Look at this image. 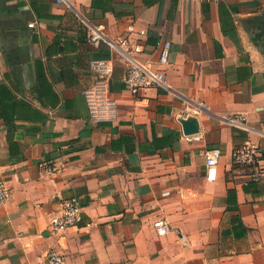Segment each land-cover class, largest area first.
I'll list each match as a JSON object with an SVG mask.
<instances>
[{
    "label": "crops",
    "instance_id": "crops-1",
    "mask_svg": "<svg viewBox=\"0 0 264 264\" xmlns=\"http://www.w3.org/2000/svg\"><path fill=\"white\" fill-rule=\"evenodd\" d=\"M0 0V264H264V173L233 160L248 140L264 172V0ZM141 43L155 61L172 44L168 88L138 94L127 64L92 47L85 22ZM255 21V20H253ZM114 58L107 100L95 101L92 60ZM204 100V138L184 139L186 100ZM243 114L245 132L224 118ZM220 148L214 180L204 152ZM50 160L60 171L40 170ZM78 197L83 218L50 227ZM165 220L170 232L159 235Z\"/></svg>",
    "mask_w": 264,
    "mask_h": 264
},
{
    "label": "built area",
    "instance_id": "built-area-1",
    "mask_svg": "<svg viewBox=\"0 0 264 264\" xmlns=\"http://www.w3.org/2000/svg\"><path fill=\"white\" fill-rule=\"evenodd\" d=\"M58 3H64L73 8L68 0H57ZM87 28V41L94 48H100L103 44L117 54L127 64V71L124 78L126 88L133 94H138L148 88H168V67L170 65L169 57L172 44L169 40L159 39L157 42L158 56L155 61L140 59L144 52L141 43L132 42L130 34L138 31L145 34V30H138L135 25H129L125 33L110 37L103 24H92L85 22ZM90 70L96 76V84L91 93L92 98L98 100H107L110 81L114 72V58H99L92 60ZM210 110V105L204 100H186L185 107L180 113V117L189 116L199 117ZM232 127L242 131H250L247 119L243 114H235L224 118ZM204 138L202 132L184 135L188 142H198ZM221 158V149H208L204 152V164L206 177L208 180H214L218 173V166ZM261 159L260 146L248 140L242 147L235 150L233 160L236 164L248 167L254 170V177L263 176V170L259 163ZM40 170L44 175L52 176L57 174L60 169L50 160H45L40 164ZM11 196V188L5 179L0 180V207L8 201ZM83 204L78 197H71L63 203L62 211L54 216L50 221V227L55 232H62L70 227L76 226L83 218ZM156 232L159 235H165L170 232L169 223L165 220H159L155 223ZM48 264H64L65 256L59 251L52 249L47 254Z\"/></svg>",
    "mask_w": 264,
    "mask_h": 264
},
{
    "label": "water",
    "instance_id": "water-1",
    "mask_svg": "<svg viewBox=\"0 0 264 264\" xmlns=\"http://www.w3.org/2000/svg\"><path fill=\"white\" fill-rule=\"evenodd\" d=\"M256 21H260V27L262 26L264 27V14L256 16L254 19H251L250 22H256ZM179 120L182 124L184 135L193 134L201 131L199 127L198 117L195 116H189L188 118L180 117Z\"/></svg>",
    "mask_w": 264,
    "mask_h": 264
}]
</instances>
